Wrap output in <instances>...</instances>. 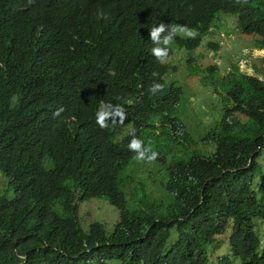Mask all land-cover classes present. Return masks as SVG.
<instances>
[{
	"label": "trees",
	"instance_id": "obj_1",
	"mask_svg": "<svg viewBox=\"0 0 264 264\" xmlns=\"http://www.w3.org/2000/svg\"><path fill=\"white\" fill-rule=\"evenodd\" d=\"M221 14L264 49V0H0V190L6 181L14 192L0 193V264H211L212 246L216 264H264V58L255 76L208 68L226 96L201 140L212 154L197 148L190 111L181 115L183 87L167 80L178 61L195 74L187 54ZM160 23L197 33L174 37L162 62L149 36ZM131 129L158 153L166 201L146 191ZM93 199L120 211L111 233L101 222L82 229Z\"/></svg>",
	"mask_w": 264,
	"mask_h": 264
},
{
	"label": "rangeland",
	"instance_id": "obj_2",
	"mask_svg": "<svg viewBox=\"0 0 264 264\" xmlns=\"http://www.w3.org/2000/svg\"><path fill=\"white\" fill-rule=\"evenodd\" d=\"M217 22V27L211 29L212 34L205 38V41L197 51L187 54L189 59L195 58L192 63L195 74L189 71L182 62H177L175 71L167 75L168 81H174L184 89V95L188 101H184L180 106L181 115L190 111L189 131L197 141V148L207 152H214L216 146L214 143H202L203 137L208 133H213L220 125L221 118L224 116L223 101L226 96L221 95L212 82L208 79L209 67H219L218 77H223L231 72L232 65L236 64L242 74L255 76L252 69L253 61L264 58V51L256 48L253 44L255 36H248L237 27V19L234 16L221 14ZM211 43H219L220 49L213 50ZM181 58H184L182 54ZM172 61V59H171ZM170 61V62H171ZM172 70V68H170ZM241 122L246 119L242 115L238 116ZM183 119V117H182ZM121 133L124 135L126 127L120 126ZM141 177L146 185V191L154 198L166 201L159 179L164 177L163 169H157V165L152 163H143L141 165ZM4 186L0 193L7 197L14 196L13 190H8ZM139 185V179H135L129 188L127 194L133 192V189ZM120 211L110 205L107 201L92 200L86 202L80 207V222L82 229L88 231L89 226L94 222H101L105 225L107 232L111 233L115 224L118 222ZM257 230L260 233L262 242L264 240V223L257 221ZM222 249L217 247L216 255L221 253ZM109 264H122L119 261H111Z\"/></svg>",
	"mask_w": 264,
	"mask_h": 264
},
{
	"label": "clouds",
	"instance_id": "obj_3",
	"mask_svg": "<svg viewBox=\"0 0 264 264\" xmlns=\"http://www.w3.org/2000/svg\"><path fill=\"white\" fill-rule=\"evenodd\" d=\"M98 17L107 18V15L103 11H100L98 12ZM165 32L166 34L162 36V33H165ZM196 35H197L196 31L193 29H189L187 26L165 25L164 23H160L158 26L153 27L149 32L150 39L153 41V43L157 45H161V44L163 45V47L154 48L152 50L153 55L156 57L157 61L162 62L167 57L168 47L173 43L174 37L181 36V38H195ZM156 75H157L156 73H153V76H156ZM163 87L164 85L160 83H153L149 91L152 94H155L158 91H162ZM63 111H64V108L62 106L57 108L53 112V117H58L60 113H62ZM116 114L121 117V120H123L124 115L122 112L117 111ZM109 115L110 113L107 110H103L98 114L97 123L100 125V127L103 128L106 126L105 120L106 118H108ZM130 132L132 133L133 138L130 140L128 144V148L129 150L136 153L133 159H135L136 161L148 162V163H151L154 160H156L158 157V153L153 151L151 147L145 148L142 144V141L135 138L134 129H131ZM210 259H211V264H216L218 260V256L214 253L213 246L210 247Z\"/></svg>",
	"mask_w": 264,
	"mask_h": 264
},
{
	"label": "bare ground",
	"instance_id": "obj_4",
	"mask_svg": "<svg viewBox=\"0 0 264 264\" xmlns=\"http://www.w3.org/2000/svg\"><path fill=\"white\" fill-rule=\"evenodd\" d=\"M264 51V49H260V52H263Z\"/></svg>",
	"mask_w": 264,
	"mask_h": 264
}]
</instances>
